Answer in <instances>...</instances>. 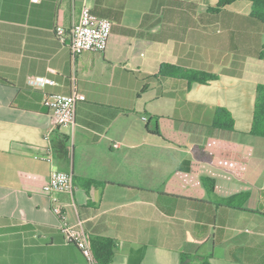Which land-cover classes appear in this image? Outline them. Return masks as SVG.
I'll return each instance as SVG.
<instances>
[{
  "label": "crops",
  "instance_id": "obj_1",
  "mask_svg": "<svg viewBox=\"0 0 264 264\" xmlns=\"http://www.w3.org/2000/svg\"><path fill=\"white\" fill-rule=\"evenodd\" d=\"M209 1L0 0V264L84 263L54 197L89 238L113 240L109 264H264V170L255 196L249 171L264 160V137L250 134L264 27ZM85 2L112 31L104 53L74 61L70 30ZM179 68L218 78L191 83ZM74 75L86 99L74 125L57 126L48 100L71 93ZM235 82L250 89L247 128L227 100ZM219 107L233 128L216 126ZM54 169L73 173L72 194L44 191Z\"/></svg>",
  "mask_w": 264,
  "mask_h": 264
},
{
  "label": "built area",
  "instance_id": "obj_2",
  "mask_svg": "<svg viewBox=\"0 0 264 264\" xmlns=\"http://www.w3.org/2000/svg\"><path fill=\"white\" fill-rule=\"evenodd\" d=\"M32 1L37 3L41 0ZM111 31V20L96 15L86 2L83 3L79 18L73 23L70 30V51L73 60L75 61L77 55L84 51L104 53L109 45ZM56 35L62 41H65L66 31L62 26L56 28ZM31 83L35 86L43 87L47 84L55 85L56 81L50 77H37L31 79ZM85 99L86 96L77 88V81L74 75L71 93H54L48 100V106L52 111L54 123L57 126L74 125L77 104ZM115 146L118 147L119 144L116 143ZM40 158L51 160L49 155ZM74 187V175L72 172L54 169L43 189L49 194L56 192H69L72 194ZM72 205L76 207L74 202H72ZM52 210L64 223L61 232L64 234L66 240L74 243L84 256L83 264H98L90 238L85 229L84 220L78 219L75 224L69 223L64 204L57 197L53 198Z\"/></svg>",
  "mask_w": 264,
  "mask_h": 264
},
{
  "label": "trees",
  "instance_id": "obj_3",
  "mask_svg": "<svg viewBox=\"0 0 264 264\" xmlns=\"http://www.w3.org/2000/svg\"><path fill=\"white\" fill-rule=\"evenodd\" d=\"M236 1L238 0H219L217 8L218 9L224 8ZM247 1H250L253 6L250 16H247L249 22L255 26L261 24L258 22L264 23V0H247ZM254 20H257L258 22ZM260 58H264V46L261 49ZM165 67H166L165 65H162L160 72L163 73V69H165ZM178 70L180 74L182 76L187 77V79L191 83L199 82L206 84L218 78V76L213 73L194 72V71L184 70L182 68H179ZM225 116L228 118L227 120H225L226 119L224 118ZM151 122L152 121H150L149 123L151 124ZM150 124L148 125V128L151 131L158 133V129L156 125L155 128H152ZM215 124L219 128H228V129L233 128L232 119L230 121V113L222 107L217 108ZM250 134L264 137V84H259L257 88V97L255 102L253 122H252V128ZM63 139L65 144L64 147V155L66 156L65 159L69 161L68 159L69 151L67 150V147L70 138L68 135H63ZM246 160L247 159H244L242 161L243 163L241 164V169L236 171L240 176L244 174ZM90 242L98 264H109L114 254L115 245L113 240L107 237H96V238H90Z\"/></svg>",
  "mask_w": 264,
  "mask_h": 264
},
{
  "label": "rangeland",
  "instance_id": "obj_4",
  "mask_svg": "<svg viewBox=\"0 0 264 264\" xmlns=\"http://www.w3.org/2000/svg\"><path fill=\"white\" fill-rule=\"evenodd\" d=\"M209 2H217V0H210ZM226 9L228 11H232V12H240L242 14H247L248 12L252 11L253 6H252V3L250 1L238 0L234 3H232L231 5H228L226 7ZM244 20L245 21L242 22V25L248 24V21H247L248 17L246 18V16H245ZM254 21H257V20H254ZM238 23L241 25L240 20H238ZM258 23H261L260 25L262 27H264L263 22H258ZM261 31L264 32V28ZM254 51H255L254 50V44L252 43L250 52H254ZM241 52H248V50L241 49ZM261 65H263V66H261ZM261 65L257 66L255 64H251L250 70L253 71L256 67L263 68V70H264V64H261ZM224 84H226V83H224ZM235 87H240L239 89H241V92H239L238 89L235 91V93L228 91L227 92V100L229 97H232L234 99V102H235L234 114L238 118V123H236V127L247 128V125L244 124V121H246V119L249 115L248 106H250V104H251L250 89L248 88V86H244L242 82H235ZM262 151H264V148L260 149L258 152H262ZM262 170H264V160L262 158H257L256 160H254L250 164L249 171H250V178L252 180V187H253L252 192H253L254 196L256 195V189L255 188H256V186H258L260 179L262 180V178H261V175L263 173Z\"/></svg>",
  "mask_w": 264,
  "mask_h": 264
}]
</instances>
